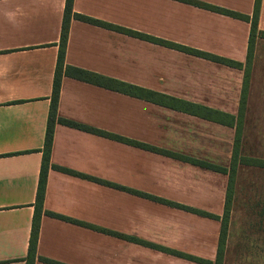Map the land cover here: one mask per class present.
I'll use <instances>...</instances> for the list:
<instances>
[{"label":"crops","instance_id":"crops-1","mask_svg":"<svg viewBox=\"0 0 264 264\" xmlns=\"http://www.w3.org/2000/svg\"><path fill=\"white\" fill-rule=\"evenodd\" d=\"M253 15L255 0H196ZM66 0H0V264H27ZM76 13L232 59L212 61L72 17L69 65L219 112H240L251 22L181 0H74ZM258 28L264 31V0ZM58 115L178 156L56 123L33 264H202L156 246L215 261L221 221L144 194L222 216L235 126L63 76ZM260 135V136H258ZM261 146V149L254 148ZM249 147V148H247ZM239 155L264 161V37L254 44ZM238 163L222 264H260L264 229L231 227ZM102 181H99V180ZM122 186V187H119ZM264 188V187H263ZM255 217L264 223V193ZM262 242H259L261 241ZM142 241V242H141Z\"/></svg>","mask_w":264,"mask_h":264},{"label":"trees","instance_id":"trees-1","mask_svg":"<svg viewBox=\"0 0 264 264\" xmlns=\"http://www.w3.org/2000/svg\"><path fill=\"white\" fill-rule=\"evenodd\" d=\"M181 1L196 4V5H199V6H202V7H205V8L220 12V13L228 14V15L251 22V31H250V38H249V45H248V57H247L246 65H245L244 86L242 89V95H241V101H240V112H239L236 122H235V117L233 115L222 113L215 109H211V108H207V107H204L198 104H194L192 102L185 101L177 97H173V96H170L164 93H160L154 90L143 88L141 86L127 83V82H124V81H121V80H118L112 77L104 76V75H101L99 73H96V72H93V71H90L84 68L69 65L65 62V54H66L68 35H69V25H70V21L72 17H74V18H77L79 20H82L88 23L103 26L108 29L116 30V31L123 32L129 35H132V36L146 39L152 42L170 46V47L179 49L181 51L191 53V54H194V55H197V56H200V57L212 60V61L220 62L226 65L232 66V67L242 68L243 64L241 62L228 59V58H224V57H220L215 54L207 53L204 51L193 49V48L183 46L180 44H176L173 42H169V41H166L160 38H156L150 35H146V34L131 30V29L117 26V25H114V24H111V23H108V22H105L99 19H95V18L89 17L84 14L76 13L73 10L74 0H66L64 18H63V23H62V31H61V37H60V43H59V53H58L55 76H54V86H53V92L51 96V105H50V111H49V116H48L47 131H46V137H45V142H44V147H43V159H42V165H41V170H40L37 198L34 204L35 211H34L33 222H32V230H31V238H30V246H29L27 264H33L36 258L37 239L39 235L42 214L45 212L57 218H64L67 220H71L69 217H66L61 214L44 209V199H45L46 183H47L49 169L54 168V169L62 170L64 172H70V173H75L80 176H84V174L71 171L64 167L55 165L51 162L53 133H54V126L56 125V123H62L70 127H75V128L86 130V131L93 132L96 134L108 136L111 138H115L118 140H122L128 143L140 146L142 148H146V149L153 150L156 152H161L163 154L185 159V157L178 156L170 151L163 150L161 148H157L154 146H150L148 144H144L141 142H137V141L122 137L120 135L108 133L106 131L75 122L73 120L60 117L58 115V102H59V97H60L61 81H62L63 76L65 75L70 76L72 78L79 79V80H84V81H87V82H90L96 85H100L105 88L116 90V91L131 95V96H135V97L142 98L148 101H152L157 104L168 106L173 109L181 110V111L188 112L191 114H196V115L202 116L210 120H216L226 125L235 126L236 136H235L234 150H233L232 162H231L230 168H224V167H220V166H217L211 163H206V162H202L199 160H194V159H190L186 157L187 160H190L193 163H197L207 168L214 169V170H217V171H220V172H223L229 175V183H228L226 199H225V208H224V213L222 216L212 214L209 212H205L202 210H198L196 208L189 207V206L179 204L176 202H172V201H169L163 198H158L156 196L142 193L143 195L151 197L154 200H158L160 202H163V203H166L172 206H176V207H179V208H182V209L194 212V213H198L203 216L218 219L222 223L220 238H219V245H218V253H217V257L215 261L202 259L196 256L185 254L180 251L172 250V249L161 247V246H156L154 244L147 243L144 241L143 242L141 241L142 243L149 244L165 252H168V253H171V254H174L180 257H185V258H188L190 260H193V261H196L202 264H222L224 248H225V241L227 237L228 225H229V219H230V213H231V204H232L233 188H234L237 165L238 163H246V164L253 163L256 165L264 166V161H256L250 158L241 157L239 155V145H240L241 132H242V120H243L244 109H245V101H246V96H247L248 79H249V72H250V63L252 60L254 44H255V40L257 36L264 37V31L258 28L261 0H255L254 12L252 16L238 13L235 11H231V10L221 8L218 6H214L211 4L202 3L196 0H181ZM96 180H99V179H96ZM99 181H102V180H99ZM119 187H122V186H119ZM42 259L52 264H62L60 262H57V261H54L48 258H42Z\"/></svg>","mask_w":264,"mask_h":264},{"label":"rangeland","instance_id":"rangeland-1","mask_svg":"<svg viewBox=\"0 0 264 264\" xmlns=\"http://www.w3.org/2000/svg\"><path fill=\"white\" fill-rule=\"evenodd\" d=\"M260 136V135H258ZM249 148V147H247ZM254 148L261 149V146ZM239 179V186L237 188V200L235 205V214L233 215V223L231 227V254L243 252L244 249H237L239 230L241 229H264V223L256 219L255 212L260 211L259 205L256 210L253 208L257 197H261L264 193V171L257 168H246L242 170ZM259 242H262L259 241ZM260 264H264V253L261 254L259 260ZM234 258H230L229 264H236Z\"/></svg>","mask_w":264,"mask_h":264}]
</instances>
